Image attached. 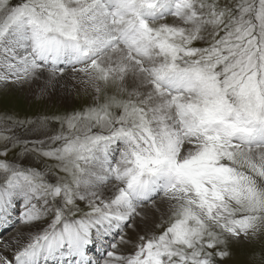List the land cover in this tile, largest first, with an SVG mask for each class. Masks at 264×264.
I'll list each match as a JSON object with an SVG mask.
<instances>
[{"label":"snow or ice","instance_id":"1","mask_svg":"<svg viewBox=\"0 0 264 264\" xmlns=\"http://www.w3.org/2000/svg\"><path fill=\"white\" fill-rule=\"evenodd\" d=\"M0 84L93 94L0 119V264H264V0H0Z\"/></svg>","mask_w":264,"mask_h":264},{"label":"rangeland","instance_id":"2","mask_svg":"<svg viewBox=\"0 0 264 264\" xmlns=\"http://www.w3.org/2000/svg\"><path fill=\"white\" fill-rule=\"evenodd\" d=\"M15 2V0H14ZM26 97L23 95L21 89L16 85H0V119L5 117H11L14 121H28L36 120L47 116L50 120L48 125L49 131H59V124L55 122L53 117L64 116L79 110L87 104L92 103V91L87 96L83 94V90H75L69 101L59 102L56 97H52L51 100L45 97L36 95H29L27 85L24 86ZM103 96H101V102ZM58 104L57 106H64L65 108H56L51 105ZM17 134H23V129L19 125L15 128ZM19 149L10 151L7 159L8 160H19L22 161L26 166H32L40 170H45V166L51 164V161L44 160L35 153H29L26 156H18ZM3 158V157H0ZM56 174L55 169L49 171V176ZM262 258L261 245L255 246H236L233 248V256L231 260H226L224 264H260Z\"/></svg>","mask_w":264,"mask_h":264},{"label":"bare ground","instance_id":"3","mask_svg":"<svg viewBox=\"0 0 264 264\" xmlns=\"http://www.w3.org/2000/svg\"><path fill=\"white\" fill-rule=\"evenodd\" d=\"M0 85H2V84H0ZM15 86V85H14ZM16 87H20V86H16ZM19 89H21V91H22V89L23 90H25V87H20ZM27 89H28V87H27ZM79 89V88H78ZM80 90H82V89H80ZM90 91L91 90H89L88 92H85V91H83L84 93L83 94H85V95H87V96H89L90 95ZM23 92V91H22ZM74 91H72L71 92V94L69 95V94H67V93H65V92H60V91H58L57 92V94L55 95V96H53V97H56L58 100H59V102H67V101H69L70 100V98H71V95H72V93H73ZM28 94L29 95H33L31 92H29V90H28ZM23 95L26 97V92L24 93L23 92ZM45 98H47V97H45ZM53 99V98H52ZM51 105L53 106V107H56V108H65L64 106H57L58 104H56V105H53V103H51ZM11 234V230H9L8 232H3L2 233V235H3V237L6 239L9 235ZM4 254L5 255H7V256H11V252H4Z\"/></svg>","mask_w":264,"mask_h":264}]
</instances>
